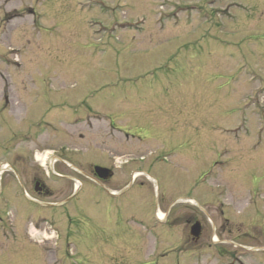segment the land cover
I'll use <instances>...</instances> for the list:
<instances>
[{
  "label": "rangeland",
  "instance_id": "obj_1",
  "mask_svg": "<svg viewBox=\"0 0 264 264\" xmlns=\"http://www.w3.org/2000/svg\"><path fill=\"white\" fill-rule=\"evenodd\" d=\"M85 96L97 101L85 121L47 105L41 133L27 131L44 101ZM0 118V145L16 132L33 137L15 146L31 174L53 149L73 150L68 163L78 168L60 166L67 179L46 178L47 202L70 197L88 162L116 161L120 176L108 187L119 191L131 157L179 154L152 172L164 183V201L149 177L133 215L87 186L70 213H47L56 228L37 226L34 206L18 198L14 173L2 164L0 264H196L193 254H180L193 216L181 196L198 175L197 197L213 199L204 206L201 244L220 239L225 247L232 236L223 226L239 224L248 247L264 245V0H0ZM214 199L229 222L212 211ZM156 207L178 225L173 242L159 239ZM197 264L215 262L203 256Z\"/></svg>",
  "mask_w": 264,
  "mask_h": 264
},
{
  "label": "flooded vegetation",
  "instance_id": "obj_2",
  "mask_svg": "<svg viewBox=\"0 0 264 264\" xmlns=\"http://www.w3.org/2000/svg\"><path fill=\"white\" fill-rule=\"evenodd\" d=\"M10 96L5 95L3 97L4 102L3 104L6 105V107L10 108L12 107V103H10ZM89 97H81L77 98L76 103L73 101H70V99H67L64 102H52L51 100H48V102L44 103L46 105L40 106L38 109H36V112L39 113L37 122L33 121L29 123V128L27 129L28 132H33V133H41L40 126L43 125L40 122H44L43 118H49L46 117V112L45 108L47 105L55 106L56 109L59 110V114H67V115H72V117H75L76 120H81L82 122L85 121V118H88V115L94 114L93 106L91 105L92 99H88ZM97 102V101H93ZM74 103V104H72ZM117 105V104H116ZM95 107V106H94ZM63 109V110H62ZM33 112V111H32ZM4 114V112L2 111ZM50 112H48L49 114ZM87 115V117H85ZM3 120L2 118H0ZM50 119V118H49ZM5 123V122H4ZM28 124V123H27ZM45 124V122H44ZM7 125V124H6ZM49 127H51L49 123ZM53 127V126H52ZM8 129V128H7ZM170 130H174L169 128ZM34 130V131H33ZM119 130H123L120 128ZM180 130V129H179ZM26 132V131H25ZM25 132H16L15 134L12 135V137L5 141V143L0 145V153L3 156V160L0 161V169L3 164V172L12 171L14 173V180L13 183L14 185L19 189L17 190V195L18 198H22L27 202L28 205L34 206L33 212L34 215L37 214V226L40 227V224H49V227H54L56 228V216L49 215L47 213L50 212H58V211H64V213H70L72 210V203L73 201L78 197L77 194L75 197H68L62 201L59 202H47L44 199H48L47 196H50L51 193L49 191L48 184L46 182V178H55V179H67V176H65L62 172L57 170V167L59 170L61 169L60 166L67 167L70 169H74V167L78 166L77 164L73 163H68L71 161L73 154V150L71 151L65 144L60 145L58 149H53V153L50 154L51 158L47 159L45 162V166L43 169H40L38 166L35 167V172L31 174L29 172V169L27 168V163H28V158L22 155V153L15 151V146H18L20 142L27 141L28 139H33V137L29 133ZM127 132V131H126ZM6 133V131H5ZM132 137L135 138L134 133L128 132ZM175 133V132H172ZM129 134L126 133V136H130ZM79 151V150H76ZM167 154L163 158H161V155L156 154L154 158L148 159L146 156H139V157H131V164L132 167L129 168L127 171L122 172V179H125V176H128L129 181L128 184L122 187L119 191H113L109 187V182L112 181V179L119 177L120 175L117 176L119 168L121 167L120 165L115 164L116 161H112L113 164L111 163H97V162H88L89 167H87V171H81V176L84 178L83 182L81 181V191L82 190H87L88 187H95L98 189L101 195L105 197H110L113 199H117L120 206L118 207L119 211L124 210L125 208L128 207L130 209L131 207V215H133L134 211L132 210L133 202L132 200H138L141 199V201L144 200L143 190V182L141 181L143 177L150 178L154 182L156 186V195L160 196L163 195V198H165L163 189L164 183L162 179H160L158 176H155L154 168L161 169L162 165L165 163V158H173V156H178V149H170L166 151ZM153 154V151L151 152ZM34 157V155H33ZM9 158V159H8ZM116 158L114 157V160ZM157 160V161H156ZM164 162V163H163ZM5 165V166H4ZM102 167L106 169H101L96 170V167ZM9 168H11L9 170ZM78 168V167H76ZM75 170V169H74ZM79 170V169H78ZM27 173H30L31 176H27ZM127 174V175H126ZM204 176V175H203ZM203 176L198 175V178L189 186V188H192V192L189 191L187 192L186 196H181L182 199H189L190 203H193V207H191L193 211V216H190L187 220L189 226V234L188 238L182 240L181 244L184 245V248L180 249V254L186 255L187 253L193 254L195 260V263H199L201 261V258L203 256L209 258L210 260H213L215 264H248V259H256L255 264H264V245H260L259 247L253 246V247H248L246 245V240H243V236H246L247 231H244L243 228L240 227L239 224H227L223 226V229L227 228L226 231L229 236H232L229 241L225 242L224 245L225 247L218 244L222 240L220 239H215L208 245L201 244V239H202V234L204 233V230L206 229L207 226V221L204 219L203 212H206L205 205L210 208V206L213 204V201L210 202L212 198H205L204 202L200 201L199 198L197 197V193L199 192V189L201 187V182L203 179ZM12 183H7V187H12ZM109 186V187H108ZM8 192V191H7ZM6 192V196H2L1 199L4 200V204L7 205L8 203L11 202L10 198H8ZM166 194V193H165ZM2 193L0 194V196ZM16 195V196H17ZM192 197V198H189ZM234 199V198H233ZM232 199V201H233ZM165 200V199H164ZM163 200V201H164ZM193 200V201H192ZM213 200V199H212ZM236 208H238V201H236ZM214 203L217 204V207L215 205V209L212 210L218 215H221L224 220L229 222L230 218L225 217V209L223 208L222 201L219 203L214 199ZM251 203V202H250ZM233 204V203H232ZM228 206V205H227ZM225 206V207H227ZM231 205H229L230 207ZM122 207V210H121ZM158 207V206H157ZM154 211V216L156 215L157 209ZM228 207V208H229ZM56 210V211H55ZM169 216L165 215V218L162 220L161 225L163 227L158 230V235L159 239L165 238L166 240L174 241V238H178V235L176 234V228L178 227L177 223L175 225H172L169 223L168 220ZM2 217L0 218V220ZM223 220V221H224ZM206 223H205V222ZM222 221V220H221ZM169 223V224H168ZM7 224V223H6ZM5 224V225H6ZM223 224V223H222ZM216 225L211 226V231L216 232L217 228H215ZM264 226V224H263ZM251 227L255 228L258 226H252ZM53 228V229H54ZM167 229V231H165ZM174 231L175 234L171 233V231ZM216 234V233H215ZM239 239L240 241L236 240ZM164 241V240H163ZM198 241L200 244H198ZM264 242V240H260ZM228 247L233 245V250L230 251ZM214 246V247H212ZM261 248V250H260ZM208 254V255H205ZM203 255V256H202ZM252 263V262H251Z\"/></svg>",
  "mask_w": 264,
  "mask_h": 264
},
{
  "label": "bare ground",
  "instance_id": "obj_3",
  "mask_svg": "<svg viewBox=\"0 0 264 264\" xmlns=\"http://www.w3.org/2000/svg\"><path fill=\"white\" fill-rule=\"evenodd\" d=\"M210 138H211L212 140H214V139H213V137H210ZM197 155H198V154H197V151H196V149H194V154H193V156H192V157H194V158H195V157H197Z\"/></svg>",
  "mask_w": 264,
  "mask_h": 264
},
{
  "label": "water",
  "instance_id": "obj_4",
  "mask_svg": "<svg viewBox=\"0 0 264 264\" xmlns=\"http://www.w3.org/2000/svg\"><path fill=\"white\" fill-rule=\"evenodd\" d=\"M98 169V168H97Z\"/></svg>",
  "mask_w": 264,
  "mask_h": 264
}]
</instances>
